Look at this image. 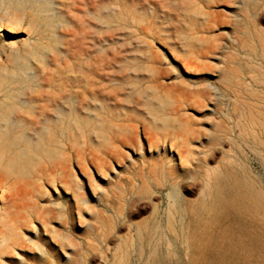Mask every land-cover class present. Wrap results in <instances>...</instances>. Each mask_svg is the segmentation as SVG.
<instances>
[{
  "label": "rangeland",
  "instance_id": "1",
  "mask_svg": "<svg viewBox=\"0 0 264 264\" xmlns=\"http://www.w3.org/2000/svg\"><path fill=\"white\" fill-rule=\"evenodd\" d=\"M17 1H20V0H0V64L1 63L10 64V61L11 60L15 61V57H17L20 59L18 61L19 64H16V66L18 67V72H19V73L17 72V74L20 75L19 77L21 78V80L25 79L26 76L28 77H26L25 79L26 81L23 80V82L26 83L27 85L26 84L24 85V83H23V86L21 84L15 85L13 83L10 87L5 88L6 91L9 93L11 91L12 93L15 90L21 93L19 94L20 101L22 103L25 101L28 102L30 98H32V96L35 95V92L38 89L37 86L34 85V82L30 81L31 80L30 77H32L33 75L32 73H36V75L38 73V76H41V77L44 76L49 71V66H52L55 60L54 64H56L59 70L61 69L60 72L63 69L62 73H58L57 77L61 80V78L64 76L62 78V81L64 80L65 82H67V84L65 82H64L65 85L63 84L64 89L66 90L64 92L65 98L63 99L65 101L69 100V101H66L67 106L65 105V101L61 102V100L60 102H58V104L61 107L63 106L62 108L65 111L67 110L68 112L70 111L79 112L78 111L79 109L77 107L81 108L80 109L81 115H82L83 110H84L83 112L87 111V114H85L86 112L83 113L82 117L84 116V117L93 119L95 125L93 124V126H91L93 128H91L90 126H87L86 123L85 124L83 123L85 122V120L84 121L82 120L83 124L81 123V126H80V135H81L80 138L81 139L79 138L81 141L78 139L77 144H75L74 138L71 139V135L73 137V133H71L72 130L68 128L63 134H61L58 137L57 144L59 145L62 157H65L67 168L69 169V172L72 174L71 181L73 182L69 181L68 183H65V180H62L60 175L59 176L51 175V177L50 176L48 177L44 174H40V172H38L35 169L32 171L33 172L32 173L33 184H34L33 186L35 187L34 189L35 191L31 189L32 191L29 193V195H26L25 197H18L16 200V201L19 200L18 203L20 204V206L18 207V210H20L21 208L24 210L26 207L24 211L23 210H20L22 212L18 211L17 214L19 213L20 214L18 216L16 214V217H15L14 215V213H16L15 208L12 209L11 212H9L4 209V203L3 202L0 203V207H1L0 218L2 217L1 218L2 220L0 219L2 223L0 224H4V225H0V235H1L0 243H2L4 240L7 243V245L5 242L3 246L0 245V264H18V263L19 264H60V262L61 264H73V263L75 264H107V263L108 264H125L126 261H128L126 264H129V263L130 264H151L150 263L151 255L155 253L157 254V260L155 264H186V263L193 264L192 263L193 258H195L196 256L198 257V255H196V252L191 249L192 245L190 246V249H189L186 243L181 244L179 242H175L173 237L171 236L170 231H168L166 227V220L164 218L165 212L167 211L166 205L168 202V197L166 196H168L167 193L169 194L171 192L170 188L172 187H174L177 190L179 199L181 196H183L181 197L180 200L183 201L184 206L187 209L190 208L188 210L191 214L192 223L194 226L193 227L194 232L200 234V237H203L206 243L209 244V250H208L209 253L207 252L208 254L206 255V257L205 256L202 258L198 257V259L194 261L196 264H215L216 261H217L216 264H223V263L227 264V262L228 264L230 262L236 263V264L237 262L243 263V264H254V262L255 264H264L263 263L264 262V259H263L264 258V249H263L264 248V245H263L264 244V241H263L264 233L263 234L261 233V232H264V137H263L264 136V128H263L264 127V58L262 57L264 56V54L262 53L264 52V46H263L264 24H262L264 23V4H263L264 0H262V2L261 0H231V1L230 0H209V1L208 0H141L140 4H139L140 0H135L136 1L135 5H134V0H130L131 2L133 1L132 3L129 2V5L131 4L130 5L131 8L130 7L125 8L122 5L121 0H112V1L105 0V2H101L100 6H98L101 8L97 7L98 12L96 10L95 13L92 12L91 15L88 16L87 25L82 26L83 28H85V32L81 34V37L86 38L87 47L82 52L79 51V53L76 54L77 56L75 55V60L69 57V55L73 52V50L69 48L70 46L69 43H71L73 40V37L70 36L71 33L73 31H76L77 30L76 26L77 24L79 25L78 12L76 13V10H75L78 5L79 0H75V1L74 0H49L50 4L53 5L52 7L56 9L52 11L51 7L47 5L46 8L44 9V12L42 13L43 15L38 17L39 23L33 25L32 28H30L29 17L32 14V12L34 13V11H32V8L38 7L39 5L38 1L37 0H26L27 2L26 3L24 2L25 0H21L18 7H14L13 5V7L7 13L6 11H7L9 4L12 2H17ZM45 1L47 2L48 0H45ZM203 1H207V2H203ZM183 2L188 6L187 8ZM225 3L227 4L225 5ZM47 8L49 9V11ZM142 8L144 10H142ZM180 8H184V9H180ZM188 8H190V11ZM241 8L243 9V11ZM131 9L136 10V11L134 12ZM137 9L141 10L139 11L140 14L138 13ZM100 10H102L103 13ZM106 10L107 12H104ZM190 12L192 13V15H187ZM36 14H37V11H36ZM97 14L99 15V18H98L99 20L96 17L98 16ZM194 14H197V15L195 16ZM219 14L224 15V20H223V17H221V15ZM2 17L4 19H2ZM40 17L42 18L43 21H40ZM194 17H197V18H194ZM198 17L200 19H198ZM112 18L114 19L112 20ZM187 19L188 21L187 23H185ZM214 19L215 21L213 22ZM219 19H220L221 25H219L218 23ZM227 19L229 20V22L227 21ZM73 20L75 21L72 22ZM195 20L200 21V22L198 21L199 25L197 24ZM244 21L249 26L244 24ZM101 22L103 25H101ZM105 22H107V24ZM205 22L207 23L209 22V24L207 25L205 24ZM235 22H237V24L240 23V26L239 24L238 25L235 24ZM96 23L98 24V26ZM257 23L259 24L258 26H257ZM93 26H94V29H93ZM179 26H181L182 32ZM189 26H190V28H188L189 30H186L187 29L186 27H189ZM236 27H237V30L239 29L238 31L236 30ZM204 28H208V29H204ZM92 30L93 32H95L94 30H96V33L97 32L99 33L95 35L93 34ZM127 31L128 32L130 31L131 33H128ZM126 32L128 36L126 35ZM66 33L68 34L66 35ZM241 33L242 34L244 33V34L242 35ZM248 33H250L251 35ZM43 34H45L46 36H44ZM179 35L180 37L181 36L183 37L185 35L186 38H183V39L181 38L180 40ZM107 36H108V39L106 38ZM46 37L49 38L48 41ZM79 37L80 36H78V38ZM41 38L43 41H41ZM176 39H178L177 42H175ZM185 39L186 40L189 39L187 41V43L189 42V45L187 44V46L189 47H186ZM190 39L192 40L194 44L196 43L195 42L196 40H199V42L201 43L197 44L198 43L197 42L196 45L193 46L192 45L193 43H191ZM170 40L171 42L169 43ZM172 40L175 44L172 42ZM181 41L185 43L183 42L181 43ZM27 42H30L31 44L40 42L41 44L40 43L37 44L36 46L37 50L35 49L32 50L31 47L24 45V43H27ZM178 42L182 44L181 46L183 47L185 46V48H187L189 52L185 50V48L181 47ZM172 44L173 46L171 47ZM201 44L202 46L200 47L199 45ZM203 45H204V49H203ZM229 45L231 48H229ZM216 46H218L219 48ZM177 47H179V50ZM196 47L197 48L199 47V48L197 49ZM256 47L258 48V50L256 49ZM29 48L31 51L29 50ZM205 49H207L208 52ZM26 50H29V51H26ZM201 50H203V53ZM204 52H207V53H204ZM14 53L16 54V56ZM199 53H201L202 55ZM204 56H207V58H205ZM226 57L228 58L226 59ZM66 58H68L69 60L70 66L68 65V67L65 66L63 62L65 61ZM100 58H104L105 59L104 62H107V64H109L110 67L103 66L100 68L103 70V71L100 70L101 76H103V78L101 77L99 78V82L97 84L98 92L96 93L98 97L94 96L95 97L94 98L92 97V94L90 92H87V89H89L87 80H90L92 78L91 74H92V69L94 68V61L100 60ZM204 58L207 60H205ZM57 59L60 61H57ZM112 59H115L116 61L117 60L118 61L116 62L115 60H113V63H112ZM185 62L188 63L191 67ZM195 64H197V66ZM12 66L13 67L9 65L10 68L14 69L15 64L14 65L12 64ZM84 66L85 68L87 67L86 72H85V68H83ZM253 68H255V70ZM186 69H187V72H186ZM214 69H217L219 72ZM203 70L204 72L205 70H207V72L203 73ZM220 70L222 72H220ZM28 73L31 75H29ZM238 73L240 75H238ZM74 74H75V79H74ZM79 74L80 76H76ZM82 75H84L85 79L82 78L83 77ZM163 75L164 76L166 75V77H163ZM232 75L234 77H232ZM81 78L83 79L84 83H82ZM28 80H29V83L31 82L30 84L27 83ZM71 80L72 82H70ZM239 80H242L243 82ZM254 80L258 82L260 81V83H257ZM76 83H78V85ZM81 86L84 88H82ZM108 86H110V88ZM170 86H172V88ZM168 87H170V89ZM176 87L178 89L177 92H176ZM230 87L233 88L234 90L231 89ZM150 89L152 92L150 91ZM100 90L101 91L103 90V91L101 92ZM142 91L146 93L147 95L150 94L151 96L150 95L149 97L147 96L148 98L147 99L145 97L146 94L145 95L144 93L143 95L141 94ZM168 91L170 92L172 91L173 93L172 92L170 93ZM179 91H182V92H179ZM75 92L77 93L75 94ZM81 92L83 94L87 93L86 99H85L86 101H89L93 98L91 102L83 101L82 99L84 95ZM164 92H167L165 93L166 95L164 97L165 100L162 98V96H164ZM196 92L198 94L195 96L194 93ZM189 93L190 94L192 93V95H190ZM217 93H219L220 95ZM80 94H82V96ZM193 94L195 98L192 97ZM66 95H69L68 98L70 99L66 98L67 97ZM154 97L156 98V100L158 98L159 102L156 101ZM196 97L197 98L200 97V98L197 99ZM24 98L26 100H23ZM149 98H151V100ZM182 98L184 99V102ZM187 99H190V100L192 99L191 102L195 104L190 103V100H187ZM233 99L235 101L234 103L232 102ZM0 100L4 101V104L8 107L7 110H10L8 111V113H10V115L12 114L11 117H15L14 115L15 113H20L23 111V109H25L24 105L21 102L20 104L18 101L8 102L4 98L3 94L0 95ZM147 100H150V101H147ZM79 101L81 103H79ZM146 101L148 104L146 103ZM156 102H158V104ZM187 102H189V104ZM72 103H76V104H72ZM159 103H161V105L162 103H164L163 106L165 107L163 106L160 107L161 105ZM89 104H91V106ZM186 104L188 105L186 106ZM239 104L241 105V107ZM246 104L249 106V108L248 106H246ZM73 105L76 108H74ZM142 105L143 107H141ZM157 105H159L158 107L160 108H158ZM238 105L240 108H238ZM64 106H66L69 110L65 108ZM145 106L147 110L144 109ZM202 106L203 108H201ZM235 106H237L238 109ZM88 107H90L91 110ZM147 107H149L150 109ZM187 107L190 109H188ZM86 108L87 110H85ZM111 108L112 110H110ZM155 108L156 110H154ZM197 108L199 111L197 110ZM148 109L150 111H148ZM160 109L162 110V112H160L161 111ZM247 109H249L250 111ZM153 110L157 112L158 114L153 112ZM151 111L153 112V114L156 115L157 119L159 118L158 120L154 119L155 115L153 116ZM236 111H238L237 114H236ZM250 112H251V115H250ZM182 113H183L184 118L180 116ZM232 113L237 115L238 117H236ZM248 114L250 115V117ZM86 115H88L89 117ZM243 115L244 116L247 115V116L244 117ZM91 116H93L94 118H92ZM99 116L102 118H100ZM252 116L254 118H252ZM95 117H98L99 119ZM94 119L101 120L104 123L106 122L107 124L106 123L105 124L107 126L109 125L103 134L104 136L107 137V138L105 137V139L103 140V143L106 144V149L98 146L99 144L102 145L101 142H99L102 139L99 136L100 130L96 126L97 120L95 121ZM161 119H162L163 124H160ZM65 120H66V124L68 127L69 124L71 123V122L69 123L70 119L67 118ZM186 120L190 122H186ZM157 121L158 123H155ZM165 121H166V124H164ZM185 122L191 125L189 126ZM176 123L177 125H175ZM196 123L197 124L200 123L201 125L200 124L197 125ZM173 125H175V127L177 126V128H174ZM112 126H114V128H112ZM152 126H155V128H153ZM189 128L193 129L192 130L193 133ZM255 128L256 129L258 128L257 131L255 130ZM251 131H252V134H251ZM94 133H98V135L95 134L96 136H92L94 135ZM161 134L163 135L161 136ZM182 134H183V137H182ZM133 138H136V139L133 140ZM159 138L160 140H158ZM243 138L246 141H244ZM194 139L197 142H195ZM70 140H73V141H70ZM154 140L157 143H155ZM187 141L189 142V145ZM236 141L238 145H236ZM251 141L253 142L256 141L255 147L253 146L254 143L253 142L251 143ZM95 142L98 144H95ZM126 142L127 144H125ZM148 144H149V147H148ZM182 145H184L183 146L184 149H182L183 148ZM91 148L94 153H91V150H90ZM192 149L193 150L195 149V150L192 151ZM77 151L78 153L80 152L78 156H76ZM239 151L242 152L243 155H241ZM114 152L117 155H115ZM258 152L260 156L257 155ZM150 153L152 154L153 157H151ZM92 154L93 156L94 155L98 157L102 156L106 158V162L104 164L100 162L99 163L94 162L93 158L91 157ZM180 154L184 155V157L183 156L181 157L182 160L180 158ZM208 155L210 157H208ZM245 156H246V159H245ZM165 158H166V161H165ZM77 159L78 161H76ZM79 159L80 160L82 159V161H80ZM79 163L80 165L81 164L82 165L80 166ZM174 164L175 166H173ZM234 165L235 166L237 165V166L235 167ZM186 167L187 168L189 167V168L187 169ZM166 168L167 169L169 168V169L167 170ZM177 168L180 173L177 171ZM198 169L200 171H198ZM242 169L244 170V173ZM207 170L208 172H212V173L215 172L217 175L221 176L222 178L223 176H225L223 179L227 181L229 180L228 182L230 183H232L231 180L235 184L237 183L236 185H237L238 191L235 197L232 198L231 205L228 209V211L230 210V213L229 212L227 213L228 219L227 218L222 219L221 217L217 218L216 221L214 223L209 224L207 226V230H205L203 225L209 219H215L214 213L211 210L212 209L211 185L208 182V179L206 178L207 175H203L204 174L203 172H206ZM115 173H118V174H115ZM143 174L145 175L144 177H142ZM149 174L152 176H150ZM243 174L245 175L243 176ZM253 174L255 176H253ZM169 176L172 178H170ZM167 178L169 180H167ZM178 178L179 179L181 178V179L179 180ZM188 178L190 179V182ZM196 179L198 180L196 181ZM49 180H51L52 183ZM183 180L184 181L186 180V181L184 182ZM127 181H129L130 183H128ZM143 181L147 183V190L143 191V193L141 190L140 194H143V196L139 194V196H142L141 198H139L137 197L138 196L137 194L139 192L138 191L139 188L137 186L141 184ZM179 182L182 184H180ZM250 182L252 185L249 184ZM63 183H65L66 186ZM256 183H258L257 184L258 186L256 185ZM61 184H63L65 187L63 185L61 186ZM124 184L126 185V187ZM134 185L136 187H134ZM156 185L157 187H159L160 190L157 189ZM129 186L130 187L132 186L131 187L132 190L131 188H129ZM160 186H162V188H160ZM38 190H41V192ZM126 191L127 193H125ZM130 191H131V194H130ZM158 192L159 193L161 192V193L159 194ZM38 194L41 196H39ZM96 195L98 196V198ZM133 196L135 197V199ZM81 197H83V199ZM110 198L114 201H112ZM120 198L122 199V201H120L121 200ZM104 199H107V200H104ZM249 199L253 201L254 203L249 204ZM115 201H117L116 202L117 205L115 204ZM100 202H102V204ZM112 202L114 204H112ZM125 202L127 203V205H125L126 204ZM162 203L165 205H163ZM109 204L111 205L110 206L111 208L114 206L112 209L115 210L116 212L112 210V213H109L111 212L110 211L111 208L109 207ZM132 204H136L134 205L135 207ZM29 205H30V211H28ZM155 205H158L157 211H155ZM198 207L200 210L198 209ZM49 208L51 211L49 210ZM35 209L37 210L39 209V211L37 210L35 211ZM45 209H47L48 212L47 210L44 211ZM103 209H105V211H103ZM102 211L105 214L108 213L106 215H112L116 219L115 220L116 223L114 221V224H117V225H114L113 223L108 222L107 220H104L102 216L100 215ZM36 212L38 215H35ZM46 212L49 214L47 215ZM2 213L4 216H2ZM32 213L35 216H33ZM121 213L124 214L122 215L123 218L121 217ZM194 213L196 214L194 215ZM233 214L236 216L238 215H241V216L234 217ZM71 215H72V218H71ZM90 215L91 216L93 215L92 216L93 218ZM55 217H56V220H55ZM5 218L7 222L11 224L9 226L7 222H5L8 226L9 232H12L11 231L12 225H14L15 227V229H13V231H15V233H13L14 235H11V233L8 234L9 232L6 231L7 229L4 228V226L7 227L5 223H3L5 221ZM73 218H75V220ZM8 219L13 220V221H10ZM21 220L23 223L20 222ZM73 221H75V223ZM78 221H80L79 224H78ZM128 221H131V222H128ZM123 222L125 223V225ZM244 223L245 224L247 223V225H245ZM233 224H235V226ZM256 224L258 226H256ZM249 226H252V227H249ZM95 227H97V230H95L96 229ZM234 227L236 229H234ZM242 227H245V228H242ZM237 228H238V232H237ZM249 230H250V233H248ZM119 232L120 233L122 232V233L120 234ZM137 232H142L144 237H146V240L141 241L137 247H134V246L132 247V245L130 244L131 242L130 240H132L133 235H136ZM35 233H37V236ZM60 233L61 235L59 236L58 234ZM62 233L65 236L63 238H61L63 236ZM93 233L95 234L97 233V234L95 235ZM51 235H55V236L53 237ZM254 235L257 238H255ZM7 236L8 237L14 236V238H10L9 240L4 239V238H7ZM71 236L73 238L70 239ZM251 236L252 237L254 236V237L252 238ZM18 238L21 240L20 241L21 243H19ZM31 238L32 239L34 238L32 242H31ZM96 238L99 242L101 239V242L99 243L96 240ZM122 238L128 241L129 247L128 249H125L124 255L120 254L121 256L118 257L117 254L115 253L117 251V248L120 245L119 242ZM249 238H250V241H249ZM259 238L261 241H259ZM257 239L258 241H254ZM61 240L64 242V243L62 242L63 244H61L60 242ZM73 240L76 242H74ZM234 241H235V246H232V242ZM112 242L116 244L114 245ZM259 242L263 244H260ZM256 243L258 245H256ZM16 247L18 249H16ZM52 247L53 249H51ZM7 248H9V251ZM89 248L91 249V252ZM73 252H74V255L71 254ZM217 252L219 253L221 252V254L217 255L218 254ZM215 253L217 256L215 255ZM76 254L77 256H75ZM238 255H239V258H238ZM214 256L217 258H215ZM21 257H23V259ZM44 258H46V260ZM53 258L54 259L56 258L55 259L56 261L53 260ZM209 259L211 260L209 261ZM247 259H248V262H247Z\"/></svg>",
  "mask_w": 264,
  "mask_h": 264
},
{
  "label": "bare ground",
  "instance_id": "2",
  "mask_svg": "<svg viewBox=\"0 0 264 264\" xmlns=\"http://www.w3.org/2000/svg\"><path fill=\"white\" fill-rule=\"evenodd\" d=\"M38 1V3H39V5H38V7H31L32 8V11H34V13L32 12V14L30 15V17H29V19H30V28H32V26L33 25H35V24H37V23H39L38 21H39V19H38V17L39 16H41V15H43L42 13L44 12V9L46 8V6L47 5H49V7H51V9H52V11H54L55 9L52 7L53 5H51L50 4V2H49V0L46 2L45 0H37ZM36 1V2H37ZM75 1V0H74ZM112 1V0H111ZM209 1V0H208ZM231 1V0H230ZM20 2H21V0L20 1H17V2H12V3H10L9 4V6H8V8H7V13H8V11L13 7V5H14V7H18L19 6V4H20ZM24 2H26V0L24 1ZM53 2V1H52ZM101 2H105V0H79L78 1V5H77V7H76V13L78 12V16H79V25L77 24V26H76V31H73L72 33H71V31H70V33H71V35L70 36H72L73 37V40H72V42L71 43H69V48L70 49H72L73 50V52L69 55V57H71V59H73V60H75V55L76 54H78L79 53V51H83L86 47H87V42H86V38H84V37H81V34H83L84 32H85V28H83L82 26H85V25H87V21H88V16L89 15H91V13L92 12H94L95 13V11L98 9V8H101V7H98V6H100V3ZM121 2H122V5L125 7V8H129L130 7V5H129V2L130 3H132L130 0H121ZM135 0H134V5H135ZM203 2H207V1H203ZM261 2H262V0H261ZM27 3V2H26ZM47 3V4H46ZM117 3V2H116ZM138 3V2H137ZM141 3V0H140V2H139V4ZM184 3V2H183ZM210 3V2H209ZM237 3V2H236ZM235 3V4H236ZM22 4V3H21ZM185 4V3H184ZM205 4H207V3H205ZM227 3H225V5H226ZM264 4V3H263ZM262 4V5H263ZM23 5V4H22ZM27 5V4H26ZM51 5V6H50ZM108 5V4H107ZM110 5V4H109ZM133 5V6H134ZM179 5V4H178ZM181 5V4H180ZM186 5V4H185ZM103 6V5H102ZM132 6V7H133ZM183 6V5H182ZM22 7V6H21ZM20 7V8H21ZM98 7V8H97ZM139 7V6H138ZM184 7V6H183ZM188 6L186 5V8H187ZM3 8V7H2ZM23 8H24V6H23ZM131 8V7H130ZM140 8H141V6H140ZM240 8V7H239ZM48 9V8H47ZM180 9H184V8H180ZM189 9V11H190V8H188ZM187 9V10H188ZM210 9V8H209ZM242 9V8H241ZM18 10H20V9H18ZM31 10V9H30ZM104 10V9H103ZM131 10H133V9H131ZM138 10V9H137ZM142 10H144L143 8H142ZM36 11H37V14H36ZM48 11H49V9H48ZM100 11H102V10H100ZM134 12L136 11V10H133ZM139 11H141V10H138V13H139ZM242 11H243V9H242ZM251 11H252V9H251ZM46 12V11H45ZM97 12H98V10H97ZM96 12V13H97ZM104 12H107V10L106 11H104ZM109 12H110V10H109ZM183 12H184V10H183ZM192 12V11H191ZM189 13V14H187V15H192V13ZM101 13V12H100ZM102 13H103V11H102ZM111 13H112V11H111ZM110 13V14H111ZM254 13V12H253ZM29 14V13H28ZM107 14V13H106ZM140 14V13H139ZM223 14V13H222ZM222 14H219V15H221V17H223V20H224V15H222ZM236 14V13H235ZM256 14V13H255ZM94 15V14H93ZM98 15V14H97ZM104 15V14H103ZM109 15V14H108ZM112 15V14H111ZM181 15V14H180ZM195 16L197 15V14H194ZM45 16V15H44ZM110 16V15H109ZM109 16H107V17H109ZM114 16V15H113ZM112 16V17H113ZM120 16V15H119ZM118 16V17H119ZM142 16V15H141ZM140 16V17H141ZM256 16V15H255ZM92 17V16H91ZM90 17V18H91ZM95 17V16H94ZM97 17V19L99 18V15L98 16H96ZM203 17V16H202ZM209 17V16H208ZM234 17V16H233ZM245 17V16H244ZM251 17V16H250ZM17 18H18V16H17ZM111 18V17H110ZM121 18V17H120ZM187 18H188V16H187ZM194 18H197V17H194ZM194 18H193V20H194ZM235 18V17H234ZM255 18V17H254ZM2 19H4L3 17H2ZM49 19V18H48ZM106 19V18H105ZM108 19V18H107ZM114 18H112V20H113ZM190 19V18H189ZM198 19H200L199 17H198ZM205 19V18H204ZM209 19V18H208ZM246 19V18H245ZM244 19V20H245ZM95 20V19H94ZM93 20V21H94ZM99 20V19H98ZM116 20V19H115ZM191 20V19H190ZM226 20V19H225ZM237 20H238V18H237ZM260 20V19H259ZM40 21H43L42 20V18L40 17ZM51 21V20H50ZM75 20H73L72 22H74ZM187 21H188V19L185 21V23H187ZM196 21V20H195ZM195 21H193V22H195ZM199 21V20H198ZM198 21H196L197 22V24H198ZM215 21V19L213 20V22ZM218 21V20H217ZM227 21L229 22V20L227 19ZM234 21H236V20H234ZM248 21V20H247ZM253 21H254V19H253ZM256 21V20H255ZM107 22H108V20H107ZM107 22H105L106 24H107ZM116 22V21H115ZM200 22V21H199ZM212 22V21H211ZM223 22H225V21H223ZM222 22V23H223ZM252 22V21H251ZM260 22V21H259ZM42 23V22H41ZM51 23V22H50ZM70 23V22H69ZM76 23V22H75ZM219 25H221L220 24V19H219ZM18 24V23H17ZM71 24V23H70ZM70 24H69V26H70ZM95 24V23H94ZM93 24V25H94ZM97 24V23H96ZM190 24V23H189ZM193 24V23H192ZM205 24H209V22L207 23V22H205ZM235 24H237V22H235ZM239 24V26H240V23H238ZM237 24V25H238ZM242 24V23H241ZM244 24H246V25H248L247 23H245V21H244ZM262 24H264V23H262ZM44 25V24H43ZM76 25V24H75ZM101 25H103L102 24V22H101ZM109 25V24H108ZM184 25V24H183ZM186 25V24H185ZM195 25V24H194ZM199 25V24H198ZM197 25V26H198ZM223 25V24H222ZM259 24L257 23V26H258ZM74 26V25H73ZM72 26V27H73ZM97 26H98V24H97ZM104 26H106V25H104ZM111 26V25H110ZM236 26V25H235ZM249 26V25H248ZM248 26H246V27H248ZM87 27V26H86ZM95 27H96V25H95ZM107 27H109V26H107ZM180 27V29H181V26H179ZM75 28V27H74ZM73 28V29H74ZM187 29L186 30H189L188 28H190V26L189 27H186ZM240 28V27H239ZM250 28V27H249ZM252 28H254V27H252ZM50 29V28H49ZM92 29V28H91ZM93 29H94V26H93ZM96 29H97V27H96ZM180 29H178V30H180ZM204 29H208V28H204ZM259 29V28H258ZM48 30V29H47ZM99 30V29H98ZM212 30V29H211ZM236 30H237V27H236ZM239 30V29H238ZM237 30V31H238ZM242 30V29H241ZM248 30V29H247ZM95 32H93V30H92V32H93V34H95V35H97V33H99V32H97L96 33V30H94ZM100 31V30H99ZM146 31V30H145ZM184 31H185V29H184ZM213 31V30H212ZM249 31V30H248ZM251 31V30H250ZM47 32V31H46ZM128 32V31H127ZM127 32H126V35L128 36V34H127ZM180 32V31H179ZM181 32H182V29H181ZM205 32H207V31H205ZM252 32V31H251ZM48 33H50V32H48ZM122 33V32H121ZM124 33V32H123ZM128 33H131L130 31L128 32ZM148 33V32H147ZM178 33V32H177ZM186 33V32H185ZM211 33V32H210ZM238 33V32H237ZM68 33H66V35H67ZM88 34V33H87ZM104 34V33H103ZM181 34V33H180ZM182 34H184V33H182ZM239 34H240V32H239ZM242 34V33H241ZM244 34V33H243ZM242 34V35H243ZM248 34H250V33H248ZM44 36H46L45 34H43ZM42 35V36H43ZM50 35V34H49ZM94 35V36H95ZM130 35V34H129ZM251 35V34H250ZM41 36V37H42ZM78 36H80L79 38H78ZM124 36V35H123ZM194 36V35H193ZM47 37H48V35H47ZM46 37V38H47ZM179 37H180V35H179ZM43 38V37H42ZM42 38H41V41H43L42 40ZM91 38H93V37H91ZM107 39H108V36L106 37ZM114 38V37H113ZM181 38L183 39V38H186L185 37V35L182 37H180V40H181ZM44 39V38H43ZM50 39H52V38H50ZM110 39V38H109ZM211 39V38H210ZM209 39V40H210ZM40 40V39H39ZM49 40V38H47V41ZM94 40V39H93ZM92 40V41H93ZM189 40V39H188ZM188 40H186L185 39V42H183V41H181V43L183 42V43H185L186 44V47H189V46H187V44L189 45V42L187 43V41ZM191 40V39H190ZM178 41V39H176L175 40V42H177ZM213 41V40H212ZM248 41V40H247ZM45 42V41H44ZM91 42V41H90ZM171 42V40L169 41V43ZM172 42H173V40H172ZM197 44H200L201 42H199V40H196L195 41ZM240 42V41H239ZM38 43H40V42H37V43H35V44H31L30 42H27V43H24V45L25 46H28V47H31L32 48V50L33 49H35V50H37L36 49V46H37V44ZM46 43V42H45ZM174 43V42H173ZM179 44H180V42H178ZM191 43H193L192 42V40H191ZM196 43L194 44H192L193 46H195L196 45ZM238 43V42H237ZM41 44V43H40ZM90 44V43H89ZM168 44V43H167ZM175 44V43H174ZM182 44H180V46H181ZM191 45V44H190ZM233 45H235V44H233ZM232 45V46H233ZM173 46V44L171 45V47ZM200 47L202 46V44L201 45H199ZM209 46V45H208ZM226 46V45H225ZM252 46V45H251ZM263 46H264V43H263ZM40 47V46H39ZM96 47V46H95ZM137 47V46H136ZM181 47H183V46H181ZM180 47V48H181ZM216 47H218V46H216ZM228 47V46H227ZM238 47V46H237ZM178 48V50H179V47H177ZM176 48V49H177ZM183 48H185V46L183 47ZM197 48V47H196ZM199 48V47H198ZM197 48V49H198ZM209 48V47H208ZM219 48V47H218ZM229 48H231L230 47V45H229ZM233 48V47H232ZM244 48V47H243ZM254 48V47H253ZM203 49H204V45H203ZM210 49H212V48H210ZM209 49V50H210ZM225 49V48H224ZM256 49L258 50V48L256 47ZM29 50H30V48H29ZM29 50H26V51H29ZM42 50V49H41ZM135 50H136V48H135ZM138 50V49H137ZM183 50V49H182ZM185 50H187V48H185ZM205 50H207V49H205ZM213 50H215V49H213ZM219 50V49H218ZM31 51V50H30ZM188 51V50H187ZM202 51V53H203V50H201ZM233 51V50H232ZM262 51V50H261ZM16 52V51H15ZM42 52V51H41ZM177 52V51H176ZM181 52V51H180ZM186 52V51H185ZM189 52V51H188ZM207 52H208V50H207ZM207 52H204V53H207ZM245 52V51H244ZM27 53V52H26ZM39 53V52H38ZM179 53V52H178ZM187 53V52H186ZM210 53V52H209ZM248 53V52H247ZM263 54H264V52H262ZM8 54V53H7ZM15 54V53H14ZM182 54H183V52H182ZM199 54H201V53H199ZM198 54V55H199ZM216 54V53H215ZM226 54V53H225ZM224 54V55H225ZM258 54V53H257ZM261 54V53H260ZM259 54V55H260ZM202 55V54H201ZM203 55H205V54H203ZM217 55V54H216ZM15 56H16V54H15ZM77 56V55H76ZM156 56V55H155ZM200 56V55H199ZM221 56V55H220ZM8 57V56H7ZM68 57V58H69ZM205 58H207V56H204ZM263 58H264V56H262ZM68 58H66L65 59V61H63L64 62V64H65V66H67L68 67V65H69V60H68ZM199 58H201V57H199ZM204 58V59H205ZM228 57H226V59H227ZM116 59V58H115ZM115 59H112V63H113V60H115ZM156 59H157V57H156ZM194 59V58H193ZM195 59H197V58H195ZM220 59V58H219ZM221 59H222V57H221ZM20 59L19 58H17V57H15V61L14 60H11L10 61V64H0V95L1 94H3L4 95V98L8 101V102H12V101H15V102H19V104H20V99H19V94H21V93H19V92H17V91H13L12 93H11V91H10V93L9 92H7L6 91V89L5 88H7V87H10L13 83L15 84V85H19V84H21L22 86H23V80L24 81H26L25 79H26V77H28V76H26L25 77V79H23V80H21V78L19 77L20 75L19 74H17V72H18V67L16 66V64H19L18 63V61H19ZM93 60V59H92ZM205 60H207V59H205ZM229 60V59H228ZM227 60V61H228ZM57 61H60V60H58L57 59ZM105 61V59L104 58H100V60H95L94 61V68L92 69V78L90 79V80H87L88 81V86H89V89H87V92H90L91 94H92V97H94V96H97V92H98V82H99V78L101 77V78H103V76H101V73H100V70H102V69H100L101 67H103V66H106V67H110L109 66V64H107V62H104ZM116 61V60H115ZM118 61V60H117ZM116 61V62H117ZM234 61V60H233ZM79 62V61H78ZM189 62V61H188ZM194 62V61H193ZM202 62V61H201ZM232 62V61H231ZM54 63H55V60H54ZM52 64V66H49V71L44 75V76H38V73H37V75H36V73H32L33 75H32V77H30V81H32V82H34V85L35 86H37V90H36V92H35V95H33L32 96V98H30V100L27 102V101H25V102H21L23 105H24V107H25V109H23V111L22 112H20V113H15L14 115H15V117H11V115H10V113H8V111H10V110H7L8 109V107L4 104V101H2V100H0V203L1 202H3L4 203V209L6 210V211H9V212H11V210L12 209H14L15 208V212L16 213H14V215H15V217H16V214H17V212L18 211H20V210H23L22 208L20 209V210H18V207L20 206V204L18 203V201H16L17 200V198L18 197H25L26 195H29V193L32 191L31 189H35V187L33 186L34 184H33V175H32V171L33 170H37L38 172H40V174H44V175H46V176H50L51 177V175H60V177H61V179L62 180H65V183H68L69 181H71V178H72V174L69 172V169L67 168V163L65 162V157H62V154H61V152H60V148H59V145L57 144V142H58V137L61 135V134H63L66 130H67V128L68 129H70V130H72V132L71 133H73V137H72V135H71V139L72 138H74V140H75V144H77L78 142V139L80 138V126H81V123H82V120L84 121L85 120V122H83L84 124L86 123L87 124V126H93V124L95 125V123H94V121H93V119H91V118H87V117H82V115H83V113H85V114H87V111H85V112H83L82 111V115L80 114V109L81 108H79V107H77L79 110V112H73V111H70V112H68L67 110L65 111L59 104H58V102H60V100H61V102H63V101H65L63 98H65V96H64V92L66 91L65 89H64V80L62 81V78L64 77H62L61 78V80L57 77V75H58V73H62V71H63V69H62V71L60 72V70H59V68H57V66H56V64ZM70 63H71V61H70ZM89 63V62H88ZM115 63V62H114ZM186 63V62H185ZM197 63H199V62H197ZM204 63V62H203ZM12 64L14 65L15 64V71H14V69L13 68H10L9 67V65L11 66V67H13L12 66ZM75 64V63H74ZM93 64V63H92ZM186 64H188V63H186ZM86 65H88V64H86ZM113 65V64H112ZM183 65V64H182ZM189 65V64H188ZM196 66H197V64H195ZM199 65V64H198ZM204 65V64H203ZM70 66V65H69ZM190 66V65H189ZM194 66V65H193ZM195 66V67H196ZM213 66V65H212ZM80 67V66H79ZM186 67V66H185ZM191 67V66H190ZM214 67V66H213ZM83 68H85V66L83 67ZM199 68H201V67H199ZM203 68V67H202ZM208 68V67H207ZM86 69H87V67L85 68V72H86ZM107 69V68H106ZM238 69V68H237ZM240 69V68H239ZM254 70H255V68H253ZM76 70V69H75ZM199 70V69H198ZM214 70H217V69H214ZM213 70V71H214ZM78 71V70H77ZM103 71V70H102ZM212 71V72H213ZM218 71V70H217ZM229 71V70H228ZM240 71V70H239ZM88 72V71H87ZM165 72H166V70H165ZM186 72H187V69H186ZM190 72V71H189ZM193 72V71H192ZM205 72H207V70H205ZM204 72V70H203V73H205ZM210 72V71H209ZM219 72V71H218ZM220 72H222L221 70H220ZM223 72H224V70H223ZM227 72V71H226ZM238 72V71H237ZM19 73V72H18ZM72 73V72H71ZM194 73H195V71H194ZM197 73V72H196ZM201 73V72H200ZM259 73V72H258ZM29 74V73H28ZM35 74V75H34ZM41 74V73H40ZM85 74V73H84ZM232 74V73H231ZM235 74V73H234ZM233 74V75H234ZM260 74V73H259ZM29 75H31V74H29ZM195 75V74H194ZM226 75V74H225ZM228 75V74H227ZM232 75V77H234ZM238 75H240L239 73H238ZM263 75V74H262ZM73 76V75H72ZM76 76H80V74L79 75H76ZM83 77L82 78H84V75H82ZM89 76V75H88ZM220 76V75H219ZM222 76V75H221ZM230 76V75H229ZM242 76V75H241ZM22 77V76H21ZM23 77H24V75H23ZM22 77V78H23ZM68 77V76H67ZM69 77H71V76H69ZM163 77H166V75L164 76L163 75ZM226 77V76H225ZM261 77V76H260ZM79 78V77H78ZM81 78V80H82V83H84V81H83V79ZM88 78V77H87ZM90 78V77H89ZM203 78V77H202ZM229 78V77H228ZM68 79V78H67ZM71 79V78H70ZM74 79H75V74H74ZM85 79V78H84ZM163 79H165V78H163ZM240 79H242V78H240ZM263 79V78H262ZM66 80V79H65ZM80 81V80H79ZM232 81H233V79H232ZM239 81H242V80H239ZM255 82H257V83H260V81L258 82V81H256V80H254ZM70 82H72V80L70 81ZM243 82V81H242ZM254 82V83H255ZM28 84H30L29 83V80H28V82H27ZM66 84H67V82H65ZM168 83V82H167ZM219 83V82H218ZM229 83V82H228ZM252 83V82H251ZM26 83H24V85H25ZM64 84V85H63ZM70 84V83H69ZM77 85H78V83H76ZM79 84H80V82H79ZM86 84H87V82H86ZM101 84V83H100ZM221 84V83H220ZM27 85V84H26ZM33 85V84H32ZM71 85H72V83H71ZM162 85V84H161ZM195 85V84H194ZM229 85H231V84H229ZM68 86H70V85H68ZM67 86V87H68ZM163 86H164V84H163ZM179 86V85H178ZM76 87V86H75ZM82 87V86H81ZM109 88H110V86H108ZM171 88H172V86H170ZM170 87H168L169 89H170ZM233 87V86H232ZM242 87V86H241ZM25 88V87H24ZM27 88V87H26ZM33 88V87H32ZM70 88V87H69ZM82 88H84V87H82ZM164 88V87H163ZM162 88V89H163ZM181 88V87H180ZM231 88V87H230ZM245 88V87H244ZM253 88V87H252ZM36 89V88H35ZM35 89H33V90H35ZM71 89V88H70ZM183 89V88H182ZM181 89V90H182ZM226 89V88H225ZM231 89H233V88H231ZM254 89V88H253ZM27 90V89H26ZM158 90V89H157ZM159 90H161V89H159ZM173 90H174V88H173ZM177 87H176V92H177ZM220 90H221V88H220ZM234 90V89H233ZM18 91H20V90H18ZM68 91V90H67ZM70 91V90H69ZM83 91V90H82ZM101 91V90H100ZM103 91V90H102ZM101 91V92H102ZM143 91H144V89H143ZM142 91V95H143V92ZM147 91V90H146ZM145 91V92H146ZM150 91H151V89H150ZM149 91V92H150ZM215 91V90H214ZM7 92V93H6ZM84 92H85V90H84ZM100 92V93H101ZM148 92V91H147ZM152 92V91H151ZM168 92H170V91H168ZM172 92V91H171ZM170 92V93H171ZM179 92H182V91H179ZM183 92H185V91H183ZM222 92V91H221ZM236 92V91H235ZM71 93V92H70ZM77 92H75V94H76ZM82 93V92H81ZM154 93V92H153ZM153 93H151V94H153ZM158 93V92H157ZM165 93H167V92H164V96H162V98L165 100ZM173 93V92H172ZM203 93V92H202ZM233 93V92H232ZM242 93V92H241ZM26 94V93H25ZM31 94V93H30ZM83 94V93H82ZM82 94H80L81 96H82ZM87 94V93H86ZM86 94H83L84 96H83V101H85V102H91V100L93 99L92 97V99L91 100H89V101H86L85 99H86ZM99 94V93H98ZM146 93H144V95H145ZM183 94V93H182ZM188 94V93H187ZM190 94V93H189ZM195 94V96L198 94L197 92L196 93H194ZM194 94H193V96L192 97H194L195 98V96H194ZM212 94V93H211ZM217 94H219V93H217ZM222 94V93H221ZM245 94V93H244ZM249 94V93H248ZM256 94V93H255ZM101 95V94H100ZM149 95L150 94H146L145 95V97L147 98V96L149 97ZM172 95V94H171ZM190 95H192V93L190 94ZM189 95V96H190ZM216 95V94H215ZM214 95V96H215ZM220 95V94H219ZM253 95V94H252ZM29 96V95H28ZM67 97L66 98H68V96L69 95H66ZM76 96V95H75ZM151 96V95H150ZM153 96V95H152ZM170 96V95H169ZM247 96V95H246ZM250 96V95H249ZM98 97V96H97ZM103 97H105V96H103ZM200 97H202V96H200ZM200 97H196L197 99H199ZM217 97V96H216ZM237 97V96H236ZM251 97V96H250ZM71 98H72V96H71ZM95 98V97H94ZM155 98V97H154ZM154 98H152V99H154ZM218 98V97H217ZM216 98V99H217ZM221 98V97H220ZM244 98V97H243ZM254 98V97H253ZM256 98V97H255ZM63 99V100H62ZM68 99H70V98H68ZM75 99H76V97H75ZM78 99V98H77ZM98 99V98H97ZM148 99V98H147ZM150 100H151V98H149ZM183 99V98H182ZM204 99V98H203ZM235 99V98H234ZM234 99L232 100V102L234 103L235 101H234ZM23 100H26L25 98L23 99ZM28 100V99H27ZM73 100V99H72ZM101 100V99H100ZM150 100H147V101H150ZM155 100H156V98H155ZM159 99L157 98V100L156 101H158ZM164 100H163V102H164ZM187 100H190V99H187ZM192 100V99H191ZM191 100H190V103H193V102H191ZM253 100V99H252ZM66 101H69V100H66ZM66 101H65V105L67 106V104H66ZM102 101V100H101ZM147 101H146V103H147ZM242 101V100H241ZM240 101V102H241ZM249 101H250V99H249ZM72 102V101H71ZM70 102V103H71ZM153 102H155V101H153ZM152 102V103H153ZM159 102V101H158ZM158 102H156L157 104H158ZM161 102V101H160ZM172 102V101H171ZM176 102V101H175ZM174 102V103H175ZM180 102V101H179ZM183 102H184V99H183ZM258 102V101H257ZM68 103V102H67ZM79 103H81L80 101H79ZM145 103V102H144ZM155 103V104H156ZM166 103V102H165ZM186 103V102H185ZM188 104H189V102H187ZM246 103V102H245ZM261 103V102H260ZM11 104H13V103H11ZM60 104H62V103H60ZM72 104H76V103H72ZM143 104V103H142ZM148 104V103H147ZM151 104V103H150ZM160 105H161V103H159ZM188 104H186V106L188 105ZM193 104H195V103H193ZM63 105H64V103H63ZM78 105V104H77ZM86 105V104H85ZM84 105V106H85ZM90 106H91V104H89ZM108 105V104H107ZM164 105V103H162V105L160 106V107H162ZM167 105V104H166ZM240 105V104H239ZM239 105H238V108H240L241 107V105H240V107H239ZM245 105V104H244ZM253 105V104H252ZM18 106V105H17ZM66 106H64L65 108H67ZM74 106V105H73ZM83 106V107H84ZM87 106H88V104H87ZM147 106V105H146ZM146 106H145V108L144 109H146ZM159 105H157V107H158ZM197 106H199V105H197ZM221 106V105H220ZM227 106V105H226ZM246 106H248L247 104H246ZM262 106V105H261ZM14 107H15V105H14ZM70 107H72V106H70ZM86 107V106H85ZM141 107H143V105L141 106ZM156 107V108H157ZM160 107H158V108H160ZM163 107H165V106H163ZM180 107V106H179ZM228 107H230V106H228ZM236 108H237V106H235ZM28 108V109H27ZM74 108H76L75 106H74ZM89 109H90V107H88ZM92 108V107H91ZM147 108H149V107H147ZM156 108L154 109V110H156ZM171 108V107H170ZM169 108V109H170ZM181 108H183V107H181ZM188 108V107H187ZM201 108H203V106L201 107ZM237 108V109H238ZM248 108H249V106H248ZM11 109H13V108H11ZM21 109V108H20ZM68 109V108H67ZM93 109V108H92ZM150 109V108H149ZM148 109V111H150ZM164 109H166V108H164ZM167 109H168V107H167ZM188 109H190V108H188ZM192 109V108H191ZM195 109V108H194ZM237 109H235V110H237ZM244 109V108H243ZM69 110V109H68ZM75 110V109H74ZM85 110H87V108L85 109ZM91 110V109H90ZM110 110H112V108L110 109ZM147 110V109H146ZM151 110H152V108H151ZM153 110V112H155ZM159 110V109H158ZM157 110V111H158ZM161 110V109H160ZM179 110H180V108H179ZM197 110H198V108H197ZM221 110V109H220ZM226 110V109H225ZM230 110V109H229ZM234 110V111H235ZM247 110H249V109H247ZM256 110V109H255ZM262 110V109H261ZM89 111V110H88ZM101 111V110H100ZM170 111V110H169ZM182 111V110H181ZM199 111V110H198ZM201 111H203V110H201ZM200 111V112H201ZM245 111V110H244ZM250 111V110H249ZM152 112V111H151ZM151 112H149V113H151ZM153 112H152V115L154 116L155 114H153ZM160 112H162V110L160 111ZM228 112V111H227ZM237 112L238 111H236V114H237ZM155 113H157V112H155ZM225 113V112H224ZM257 113V112H256ZM158 114V113H157ZM173 114V113H172ZM176 114H178V113H176ZM233 114V113H232ZM89 115V114H88ZM88 115H86V116H88ZM226 115V114H225ZM233 115H235V114H233ZM249 115V114H248ZM250 115H251V112H250ZM250 115H249V117H250ZM97 116V115H96ZM151 116V115H150ZM152 116V117H153ZM169 116V115H168ZM180 116H182L183 117V113L180 115ZM184 116H186V115H184ZM227 116V115H226ZM229 116V115H228ZM236 117H238L237 115H235ZM244 116V115H243ZM247 116V115H246ZM246 116H244V117H246ZM258 116H259V114H258ZM65 117H67V118H69L70 120H69V123L71 124H69V126L67 127V124H66V120L65 119H67V118H65ZM89 117V116H88ZM92 118H94L93 116H91ZM100 117V116H99ZM151 117V118H152ZM158 117V116H157ZM191 117V116H190ZM263 117V116H262ZM95 118H98V117H95ZM100 118H102V117H100ZM145 118V117H144ZM150 118V117H149ZM173 118V117H172ZM184 118V117H183ZM252 118H254L253 116H252ZM99 119V118H98ZM98 119H94L95 121H96V126L99 128V130H100V133H99V136H100V138L102 139H100L101 141H99V142H101V144L102 145H98V146H100V147H102V148H105L106 149V144L105 143H103V140L105 139V137L106 136H104L103 134H104V131L107 129V127L109 126H107L104 122H102L101 120H98ZM105 119V118H104ZM146 119V118H145ZM154 119H157L156 118V115H155V117H154ZM159 119V118H158ZM157 119V120H158ZM179 119H180V117H179ZM185 119H186V117H185ZM245 119V118H244ZM246 119H248V118H246ZM173 120V119H172ZM189 120V119H188ZM188 120H186V122H190V121H188ZM237 120H238V118H237ZM250 120V119H249ZM149 121V120H148ZM154 121V120H153ZM152 121V122H153ZM240 121V120H239ZM239 121H238V123H239ZM245 121H247V120H245ZM251 121H252V119H251ZM160 122V121H159ZM163 122H164V120H163ZM185 122V123H186ZM191 122H193V121H191ZM243 122V121H242ZM250 122V121H249ZM82 123V124H83ZM109 123V122H108ZM155 123H158V121L157 122H155ZM244 123V122H243ZM151 124V123H150ZM160 124H163L162 123V119H161V122H160ZM164 124H166V121H165V123ZM186 124H188L189 126L191 125V124H189V123H186ZM194 124H195V122H194ZM197 124V123H196ZM200 124V123H199ZM199 124H197V125H199ZM250 124V123H249ZM258 124V123H257ZM155 125V124H154ZM172 125V124H171ZM175 125H177V123L175 124ZM175 125H173V127L174 128H177V126L175 127ZM179 125V124H178ZM193 125V124H192ZM201 125V124H200ZM242 125V124H241ZM247 125V124H246ZM251 125V124H250ZM263 125V124H262ZM150 126V125H149ZM148 126V127H149ZM159 126V125H158ZM164 126V125H163ZM166 126V125H165ZM189 126H187V127H189ZM260 126H261V124H260ZM153 128H155V126H152ZM151 127V128H152ZM157 127V126H156ZM162 127V126H161ZM160 127V128H161ZM242 127V126H241ZM251 127V126H250ZM263 127V126H262ZM88 128V127H87ZM91 128H93V127H91ZM112 128H114V126H112ZM151 128H149V129H151ZM163 128V127H162ZM225 128V127H224ZM261 128V127H260ZM264 128V127H263ZM89 129V128H88ZM191 131L193 130V129H191V128H189ZM258 129V128H257ZM257 129L255 128V130L257 131ZM92 130V129H91ZM122 130V129H121ZM125 130V129H124ZM123 130V131H124ZM189 130V131H190ZM89 131V130H88ZM98 131V130H97ZM113 131V130H112ZM126 131V130H125ZM147 131V130H146ZM149 131V130H148ZM168 131V130H167ZM171 131V130H170ZM180 131V130H179ZM190 131V132H191ZM239 131V130H238ZM244 131V130H243ZM90 132H92V131H90ZM89 132V133H90ZM111 132V131H110ZM119 132H120V130H119ZM150 132V131H149ZM186 132H187V130H186ZM126 133V132H125ZM153 133V132H152ZM182 133V132H181ZM192 133H193V131H192ZM196 133H198V132H196ZM225 133H227V132H225ZM98 135V133H94V135H92V136H96V135ZM148 134V133H147ZM160 134V133H159ZM186 134V133H185ZM251 134H252V131H251ZM163 134H161V136H162ZM188 135H189V133H188ZM191 135V134H190ZM205 135H207V134H205ZM216 135V134H215ZM238 135V134H237ZM117 136V135H116ZM151 136V135H150ZM153 136V135H152ZM158 136V135H157ZM160 136V137H161ZM169 136V135H168ZM253 136V135H252ZM90 137V136H89ZM149 137V136H148ZM155 137V136H154ZM182 137H183V134H182ZM187 137V136H186ZM202 137V136H201ZM237 137H239V136H237ZM264 137V136H263ZM107 138V137H106ZM117 138V137H116ZM123 138V137H122ZM146 138V137H145ZM173 138H175V137H173ZM191 138V137H190ZM194 138V137H193ZM242 138V137H241ZM258 138V137H257ZM81 139V138H80ZM79 139V140H80ZM97 139V138H96ZM114 139V138H113ZM126 139V138H125ZM134 139H136V138H133V140ZM147 139V138H146ZM164 139V138H163ZM171 139V138H170ZM236 139V138H235ZM260 139V138H259ZM93 140V139H92ZM91 140V141H92ZM98 140V139H97ZM116 140V139H115ZM124 140V139H123ZM123 140H121V141H123ZM157 140V139H156ZM158 140H160V138L158 139ZM157 140V141H158ZM175 140V139H174ZM203 140V139H202ZM237 140V139H236ZM240 140H242V139H240ZM243 140L244 141H246L244 138H243ZM70 141H73V140H70ZM81 141V140H80ZM94 141H95V139H94ZM179 141V140H178ZM182 141V140H181ZM183 141H184V139H183ZM182 141V142H183ZM190 141V140H189ZM191 141H193V140H191ZM194 141H195V139H194ZM254 141V140H253ZM253 141H251V143L253 142ZM262 141V140H261ZM62 142V141H61ZM97 142V141H96ZM95 142V144H98V143H96ZM149 142V141H148ZM154 142H155V140H154ZM163 142V141H162ZM172 142V141H171ZM188 142V141H187ZM195 142H197V141H195ZM240 142V141H239ZM256 142V141H255ZM255 142H253L254 143V147H255ZM108 143V142H107ZM132 143V142H131ZM151 143H152V141H151ZM155 143H157V142H155ZM155 143H153V144H155ZM159 143V142H158ZM175 143V142H174ZM185 143V142H184ZM200 143V142H199ZM241 143V142H240ZM125 144H127V142L125 143ZM163 144V143H162ZM194 144V143H193ZM196 144V143H195ZM203 144V143H202ZM257 144V143H256ZM131 145V144H130ZM168 145V144H167ZM188 145H189V142H188ZM236 145H238L237 144V141H236ZM260 145V144H259ZM117 146V145H116ZM122 146V145H121ZM128 146V145H127ZM175 146H177V145H175ZM184 145H182V147H183ZM200 146V145H199ZM252 146V147H253ZM70 147V146H69ZM71 147H73V146H71ZM115 147V146H114ZM118 147V146H117ZM148 147H149V144H148ZM189 147V146H188ZM191 147V146H190ZM193 147H194V145H193ZM202 147H204V146H202ZM238 147V146H237ZM250 147V146H249ZM159 148V147H158ZM242 148V147H241ZM261 148V147H260ZM117 149V148H116ZM182 149H184V147L182 148ZM187 149V148H186ZM254 149V148H253ZM262 149V148H261ZM91 150V153H94L93 151H92V148L90 149ZM164 150V149H163ZM167 150V149H166ZM195 150V149H194ZM193 149H192V151H194ZM224 150V149H223ZM238 150V149H237ZM240 150V149H239ZM242 150H244V149H242ZM250 150V149H249ZM80 151V150H79ZM106 151V150H105ZM108 151V150H107ZM153 151V150H152ZM160 151V150H159ZM241 151V150H240ZM239 151V152H240ZM257 151V150H256ZM260 151H262V150H260ZM164 152V151H163ZM175 152V151H174ZM191 152V151H190ZM80 153V152H79ZM78 151H77V153H76V156H78ZM118 153H120V152H118ZM149 153V152H148ZM167 153V152H166ZM178 153V152H177ZM177 153H176V155H177ZM241 153V155H243L242 154V152H240ZM254 153V152H253ZM114 154H115V152H114ZM113 154V155H114ZM151 154V153H150ZM192 154V153H191ZM64 155V154H63ZM97 155V154H96ZM112 155V154H111ZM115 155H117V154H115ZM114 155V156H115ZM121 155V154H120ZM139 155V154H138ZM141 155V154H140ZM226 155V154H225ZM256 155V154H255ZM257 155H259V152H258V154ZM261 155H263V154H261ZM66 156H68V155H66ZM80 156H81V154H80ZM147 156V155H146ZM157 156H158V154H157ZM164 156V155H163ZM167 156V155H166ZM184 157V155L183 154H180V158L181 157ZM207 156V155H206ZM214 156V155H213ZM223 156V155H222ZM254 156V155H253ZM260 156V155H259ZM92 158H93V161L94 162H100V163H105L106 162V158H104V157H102V156H93V154H92V156H91ZM118 157V156H117ZM122 157H123V155H122ZM139 157V156H138ZM151 157H153L152 156V154H151ZM174 157V156H173ZM208 157H210L209 155H208ZM207 157V158H208ZM224 157V156H223ZM250 157H251V155H250ZM256 157V156H255ZM254 157V158H255ZM77 158V157H76ZM130 158V157H129ZM137 158V157H136ZM186 158V157H185ZM140 159V158H139ZM143 159V158H142ZM188 159V158H187ZM211 159H212V157H211ZM245 159H246V156H245ZM259 159H260V157H259ZM263 159V158H262ZM80 160V159H79ZM131 160V159H130ZM137 160V159H136ZM171 160V159H170ZM175 160V159H174ZM173 160V161H174ZM181 160H182V158H181ZM197 160V159H196ZM76 161H78V159L76 160ZM80 161H82V159L80 160ZM118 161H119V159H118ZM121 161V160H120ZM138 161V160H137ZM157 161H158V159H157ZM165 161H166V158H165ZM172 161V162H173ZM189 161V160H188ZM256 161V160H255ZM261 161V160H260ZM186 162V161H185ZM201 162V161H200ZM74 163V162H73ZM158 163H159V161H158ZM157 163V164H158ZM181 163V162H180ZM183 163V162H182ZM196 163V162H195ZM194 163V164H195ZM202 163V162H201ZM209 163H211V162H209ZM254 163V162H253ZM258 163V162H257ZM261 163V162H260ZM75 164V163H74ZM103 164H102V166H103ZM141 164H142V162H141ZM179 164V163H178ZM185 164V163H184ZM193 164V165H194ZM197 164V163H196ZM204 164V163H203ZM230 164V163H229ZM228 164V165H229ZM79 165H80V163H79ZM78 165V166H79ZM82 165V164H81ZM80 165V166H81ZM96 165V164H95ZM183 165V164H182ZM200 165H202V164H200ZM199 165V166H200ZM259 165V164H258ZM173 166H175V164L173 165ZM198 166V167H199ZM231 166V165H230ZM235 166V165H234ZM237 166V165H236ZM235 166V167H236ZM179 167V166H178ZM183 167H185V166H183ZM183 167H181V168H183ZM195 167V166H194ZM101 168V167H100ZM144 168H145V166H144ZM148 168V167H147ZM187 168V167H186ZM186 168H185V170H186ZM189 168V167H188ZM187 168V169H188ZM249 168V167H248ZM162 169V168H161ZM167 169V168H166ZM169 169V168H168ZM167 169V170H168ZM191 169V168H190ZM196 169V168H195ZM201 169V168H200ZM71 170V169H70ZM101 170V169H100ZM147 170V169H146ZM146 170H145V172H146ZM182 170V169H181ZM194 170V169H193ZM243 170V169H242ZM49 171H50V173H49ZM172 171V170H171ZM177 171H178V168H177ZM196 171V170H195ZM198 171H200L199 169H198ZM205 171V170H204ZM226 171H228V170H226ZM246 171V170H245ZM101 172V171H100ZM159 172V171H158ZM179 172V171H178ZM239 172V171H238ZM102 173V172H101ZM175 173H177V172H175ZM180 173V172H179ZM204 174L203 175H207L206 176V178L208 179V182L210 183V185H211V193H212V195H211V197H212V211H213V213H214V218L215 219H209L204 225H203V227H204V229L205 230H207V226L209 225V224H211V223H214L215 221H216V219L217 218H222V219H225V218H227V213L229 212L230 213V210L228 211V209H229V207H230V205H231V201H232V198H234L235 197V195L237 194V191H238V188H237V183L235 184L232 180H231V182L233 183H230V182H228L227 180H225V179H223L225 176H223V178L221 177V176H219V175H217L215 172H208V170L206 171V172H203ZM243 173H244V170H243ZM39 174V175H40ZM115 174H118V173H115ZM151 174V173H150ZM149 174V175H150ZM172 174V173H171ZM248 174V173H247ZM101 175V174H100ZM135 175V174H134ZM133 175V176H134ZM148 175V176H149ZM162 175V174H161ZM166 175V174H165ZM190 175V174H189ZM221 175H223V174H221ZM227 175V174H226ZM229 175V174H228ZM242 175V174H241ZM245 174H243V176H244ZM119 176V175H118ZM145 175L143 174L142 175V177H144ZM150 176H152V175H150ZM149 176V177H150ZM159 176V175H158ZM198 176V175H197ZM230 176V175H229ZM247 176V175H246ZM253 176H255L254 174H253ZM105 177H107V176H105ZM104 177V178H105ZM109 177V176H108ZM121 177V176H120ZM157 177V176H156ZM165 177V176H164ZM170 177V176H169ZM200 177V176H199ZM36 178V177H35ZM145 178H147V177H145ZM158 178H160V177H158ZM170 178H172V177H170ZM174 178V177H173ZM176 178V177H175ZM229 178V177H228ZM231 178V177H230ZM37 179V178H36ZM115 179V178H114ZM134 179V178H133ZM136 179V178H135ZM140 179V178H139ZM177 179V178H176ZM179 179V178H178ZM181 179V178H180ZM179 179V180H180ZM189 179V178H188ZM201 179V178H200ZM245 179V178H244ZM250 179V178H249ZM60 180V179H59ZM61 180V181H62ZM73 180V179H72ZM107 180V179H106ZM113 180V179H112ZM138 180V179H137ZM151 180V179H150ZM154 180V179H153ZM167 180H169L168 178H167ZM198 179H196V181H197ZM259 180V179H258ZM50 182H51V180H49ZM108 181V180H107ZM147 181V180H146ZM162 181V180H161ZM176 181V180H175ZM184 181V180H183ZM186 181V180H185ZM184 181V182H185ZM247 181V180H246ZM251 181V180H250ZM34 182H36V181H34ZM49 182V183H50ZM60 182V181H59ZM71 182H73V181H71ZM70 182V183H71ZM113 182V181H112ZM123 182V181H122ZM121 182V183H122ZM128 183H130L129 181H127ZM152 182V181H151ZM163 182V181H162ZM183 182V183H184ZM189 182H190V179H189ZM52 183V182H51ZM50 183V184H51ZM65 183H63V184H65ZM76 183V182H75ZM108 183V182H107ZM125 183H126V181H125ZM127 183V184H128ZM166 183V182H165ZM170 183V182H169ZM174 183V182H173ZM180 183V182H179ZM244 183V182H243ZM246 183V182H245ZM254 183H255V181H254ZM63 184H61V186L63 185ZM116 184V183H115ZM149 184V183H148ZM163 184V183H162ZM180 184H182V183H180ZM187 184V183H186ZM249 184H251V182L249 183ZM258 183H256V185H257ZM41 185V184H40ZM93 185V184H92ZM91 185V186H92ZM104 185H106V184H104ZM125 185V184H124ZM151 185V184H150ZM166 185V184H165ZM170 185V184H169ZM190 185H191V183H190ZM252 185V184H251ZM60 186V185H59ZM64 186V185H63ZM65 186H66V184H65ZM64 186V187H65ZM75 186V185H74ZM118 186V185H117ZM154 186V185H153ZM167 186H168V184H167ZM167 186H165V187H167ZM189 186V185H188ZM258 186V185H257ZM125 187H126V185H125ZM132 187V186H131ZM130 186H129V188H131ZM134 187H136L135 185H134ZM138 188H139V192H138V196L137 197H139V198H141L142 196H143V194H140V191L142 190V193H143V191H146L147 190V183L146 182H142L141 184H139L138 186H137ZM150 187H152V186H150ZM156 187H157V185H156ZM181 187V186H180ZM62 188V187H61ZM91 188V187H90ZM122 188H124V187H122ZM160 188H162V186H160ZM196 188V187H195ZM202 188V187H201ZM259 188V187H258ZM261 188V187H260ZM39 189V188H38ZM71 189V188H70ZM88 189V188H87ZM92 189V188H91ZM121 189V188H120ZM135 189V188H134ZM133 189V190H134ZM157 189H159V187H157ZM164 189V188H163ZM171 189V192L168 194L167 193V195L168 196H166V197H168V202H167V205H166V212H165V220H166V227H167V229H168V231H170V233H171V236L173 237V239H174V241L175 242H179V243H181V244H183V243H186L187 245H188V248L190 249V246L192 245V250L193 251H195L196 252V255H198V257L199 258H202V257H206V255L209 253V244H207L206 243V241H205V239L203 238V237H200V234H198V233H195L194 232V230H193V223H192V218H191V214H190V212H189V210L188 209H190V208H186L185 206H184V204H183V201L182 200H180L181 199V197H183V196H181L180 197V199H179V197H178V194H177V190L174 188V187H172V188H170ZM124 190V189H123ZM130 190V189H129ZM131 190H132V188H131ZM160 190V189H159ZM193 190V189H192ZM251 190V189H250ZM256 190V189H255ZM35 191V190H34ZM38 191H40L41 192V190H38ZM37 191V192H38ZM195 191V190H194ZM36 192V193H37ZM44 192V191H43ZM43 192H42V194H43ZM100 192V191H99ZM99 192H98V194H99ZM148 192H150V191H148ZM244 192V191H243ZM57 193V192H56ZM63 193V192H62ZM124 193V192H123ZM125 193H127V191L125 192ZM129 193V192H128ZM159 193V192H158ZM161 193V192H160ZM159 193V194H160ZM247 193V192H246ZM40 194V193H39ZM38 194V195H39ZM45 194V193H44ZM71 194V193H70ZM96 194V193H95ZM120 194V193H119ZM130 194H131V191H130ZM129 194V195H130ZM139 194L140 195H142V196H139ZM128 195V194H127ZM132 195H133V193H132ZM39 196H41V195H39ZM94 196V195H93ZM97 196V195H96ZM124 196V195H123ZM131 196V195H130ZM157 196V195H156ZM161 196V195H160ZM162 196H163V194H162ZM43 197V196H42ZM69 197V196H68ZM95 197V196H94ZM134 197V196H133ZM154 197V196H153ZM152 197V198H153ZM50 198V197H49ZM82 199H83V197H81ZM97 198H98V196H97ZM126 198V197H125ZM127 198H128V196H127ZM146 198V197H145ZM21 199V198H20ZM108 199V198H107ZM107 199H104V200H107ZM111 199V198H110ZM121 199V198H120ZM134 199H135V197H134ZM166 199V198H165ZM24 200V199H23ZM43 200V199H42ZM46 200V199H45ZM76 200V199H75ZM112 200V199H111ZM124 200V199H123ZM160 200H161V198H160ZM164 200V199H163ZM238 200V199H237ZM80 201H82V200H80ZM112 201H114V200H112ZM120 201H122V199L120 200ZM130 201V200H129ZM188 201V200H187ZM192 201V200H191ZM20 202H21V200H20ZM30 202V201H29ZM32 202V201H31ZM44 202V201H43ZM105 202V201H104ZM109 202V201H108ZM116 202L117 201H115V204H116ZM165 202V201H164ZM209 202H210V200H209ZM99 203V202H98ZM101 204H102V202H100ZM110 203V202H109ZM126 203V202H125ZM130 203V202H129ZM235 203V202H234ZM254 202L253 201H251L250 199H249V204H253ZM55 204V203H54ZM112 204H114L113 202H112ZM163 204V203H162ZM161 204V205H162ZM96 205V204H95ZM98 205H100V204H98ZM117 205V204H116ZM125 205H127V203L125 204ZM133 206L134 205H136V204H132ZM153 205H154V203H153ZM163 205H165V204H163ZM186 205H187V203H186ZM23 206V205H22ZM35 206V205H34ZM111 205L109 204V207H110ZM130 206V205H129ZM132 206V207H133ZM29 207V210H28V208H27V210L28 211H30V205L28 206ZM114 207V206H113ZM112 207V208H113ZM135 207V206H134ZM32 208V207H31ZM102 208V207H101ZM111 208V207H110ZM111 208V212H109V213H112V209ZM129 208V207H128ZM127 208V209H128ZM157 208H158V205H155V211H157ZM160 208V207H159ZM162 208H163V206H162ZM25 209H26V207H25ZM24 209V210H25ZM115 209H116V207H115ZM133 209V208H132ZM146 209V208H145ZM151 209V208H150ZM198 209H199V207H198ZM4 210V211H5ZM23 210V211H24ZM37 209H35V211H36ZM47 209H45L44 211H46ZM49 210H50V208H49ZM200 210V209H199ZM0 211H1V207H0ZM33 211H34V209H33ZM37 211H39V209L37 210ZM51 211V210H50ZM103 211H105V209H103ZM101 212L100 213V215L102 216V218L104 219V220H107L108 222H111V223H113L114 224V221L116 220L112 215H106V214H108V213H104V212ZM108 211V210H107ZM113 211H115V210H113ZM124 211V210H123ZM126 211V210H125ZM138 211V210H137ZM232 211V210H231ZM20 212H22V211H20ZM47 212H48V210H47ZM46 212V213H47ZM83 212V211H82ZM116 212V211H115ZM135 212V211H134ZM152 212V211H151ZM233 212V211H232ZM4 213V212H3ZM3 213H2V216H4L3 215ZM29 213V212H28ZM40 213V212H39ZM44 213V212H43ZM123 213V212H122ZM121 213V217H122V215H124V214H122ZM127 213V212H126ZM163 213V212H162ZM191 213H193V212H191ZM20 214V213H19ZM19 214H17V216L19 215ZM33 214V213H32ZM49 213H47V215H48ZM117 214V213H116ZM128 214V213H127ZM132 214V213H131ZM196 213H194V215H195ZM11 215V214H10ZM26 215V214H25ZM35 215H38L37 214V212L35 213ZM34 214H33V216H35ZM45 215V214H44ZM50 215H51V213H50ZM94 215V214H93ZM92 215V216H93ZM118 215V214H117ZM126 215V214H125ZM135 215V214H134ZM151 215V214H150ZM234 215V214H233ZM27 216V215H26ZM91 216V215H90ZM91 216V217H92ZM119 216V215H118ZM117 216V217H118ZM129 216V215H128ZM231 216V215H230ZM239 216H241V215H238V216H236V215H234V217H239ZM5 217H6V215H5ZM8 217V216H7ZM54 217V216H53ZM229 217V216H228ZM232 217V216H231ZM230 217V218H231ZM233 217V218H234ZM243 217V216H242ZM241 217V218H242ZM2 218V217H1ZM0 218V219H1ZM46 218V217H45ZM71 218H72V215H71ZM93 218V217H92ZM123 218V217H122ZM124 218H125V216H124ZM126 218H128V217H126ZM151 218V217H150ZM253 218V217H252ZM54 219V218H53ZM74 220H75V218H73ZM228 219V218H227ZM235 219V218H234ZM249 219V218H248ZM2 220V219H1ZM1 220H0V223H2L1 222ZM8 220H10V219H8ZM16 220V219H15ZM23 220V219H22ZM22 220L20 221V222H22ZM27 220V219H26ZM55 220H56V217H55ZM77 220V219H76ZM118 220V219H117ZM121 220V219H120ZM123 220V219H122ZM134 220V219H133ZM136 220V219H135ZM198 220V219H197ZM230 220V219H229ZM228 220V221H229ZM233 220V219H232ZM238 220V219H237ZM251 220V219H250ZM4 221V220H3ZM10 221H13V220H10ZM17 221H18V219H17ZM25 221V220H24ZM32 221V220H31ZM41 221H42V219H41ZM90 221V220H89ZM88 221V222H89ZM124 221V220H123ZM131 221H132V219H131ZM131 221H128V222H131ZM202 221V220H201ZM5 222H7V220H6V218H5V221L3 222V223H5ZM74 223H75V221H73ZM79 222L80 221H78V224H79ZM88 222H87V224H88ZM119 222V221H118ZM122 222V221H121ZM137 222V221H136ZM162 222V221H161ZM245 222V221H244ZM23 223V222H22ZM25 223V222H24ZM54 223V222H53ZM77 223V222H76ZM115 223H116V221H115ZM124 223V222H123ZM164 223V222H163ZM7 224L10 226L11 224H9L8 222H7ZM7 224L5 223V225L7 226ZM14 224V223H13ZM29 224V223H28ZM92 224V223H91ZM133 224V223H132ZM135 224V223H134ZM139 224V223H138ZM144 224V223H143ZM151 224V223H150ZM200 224H202V223H200ZM232 224V223H231ZM230 224V225H231ZM245 224V223H244ZM252 224V223H251ZM250 224V225H251ZM0 225H4V224H0ZM45 225V224H44ZM43 225V226H44ZM62 225V224H61ZM70 225V224H69ZM94 225V224H93ZM99 225H100V223H99ZM114 225H117V224H114ZM124 225H125V223H124ZM234 226H235V224H233ZM245 225H247V223L245 224ZM244 225V226H245ZM37 226V225H36ZM54 226V225H53ZM58 226V225H57ZM63 226V225H62ZM119 226V225H118ZM127 226V225H126ZM144 226V225H143ZM256 226H258L257 224H256ZM255 226V227H256ZM263 226V225H262ZM14 227V225H12V232H9V229H8V226L7 227H5L4 226V228L5 229H7L6 231H8L9 233L8 234H10L11 233V235H14L13 233H15V231H13V229H15V227ZM72 227V226H71ZM101 227V226H100ZM121 227V226H120ZM123 227H125V226H123ZM238 227V226H237ZM249 227H252V226H249ZM3 228V229H4ZM9 228H11V227H9ZM26 228V227H25ZM60 228V227H59ZM65 228V227H64ZM87 228V227H86ZM96 229L95 230H97V227H95ZM110 228V227H109ZM116 228V227H115ZM219 228V227H218ZM242 228H245V227H242ZM257 228V227H256ZM255 228V229H256ZM4 229V230H5ZM118 229V228H117ZM196 229V228H195ZM234 229H236L235 227H234ZM4 230H2V231H4ZM23 230V229H22ZM25 230V229H24ZM32 230V229H31ZM74 230H75V228H74ZM104 230V229H103ZM116 230V229H115ZM121 230V229H120ZM258 230V229H257ZM29 231V230H28ZM196 231V230H195ZM235 231V230H234ZM245 231H247V230H245ZM33 232V231H32ZM35 232V231H34ZM51 232H52V230H51ZM94 232V231H93ZM117 232H118V230H117ZM216 232H217V230H216ZM237 232H238V228H237ZM254 232V231H253ZM252 232V233H253ZM261 232V231H260ZM3 233V232H2ZM70 233V232H69ZM92 233V232H91ZM114 233V232H113ZM116 233V232H115ZM120 233V232H119ZM122 233V232H121ZM120 233V234H121ZM168 233V232H167ZM236 233V232H235ZM248 233H250V230H249V232ZM262 234L264 233V232H261ZM260 233V234H261ZM7 234V235H8ZM27 234V233H26ZM36 234V236H37V233H35ZM52 234V233H51ZM80 234V233H79ZM93 234H95V233H93ZM97 234V233H96ZM95 234V235H96ZM245 234V233H244ZM247 234V233H246ZM39 235V234H38ZM59 236L61 235V233L60 234H58ZM62 235H63V233H62ZM68 235V234H67ZM70 235V234H69ZM72 235V234H71ZM74 235V234H73ZM91 235V234H90ZM248 235V234H247ZM259 235V234H258ZM1 236V235H0ZM47 236V235H46ZM51 236H55V235H51ZM93 236V235H92ZM92 236H91V238H92ZM116 236V235H115ZM230 236V235H229ZM255 236V235H254ZM253 236V237H254ZM262 236V235H261ZM260 236V237H261ZM52 237V238H53ZM63 237H65L64 235L61 237V238H63ZM77 237V236H76ZM87 237V236H86ZM88 237H90V236H88ZM195 237V238H194ZM215 237V236H214ZM252 237V236H251ZM250 237V238H251ZM252 237V238H253ZM8 238V239H7ZM7 238H4V239H6V240H9L10 238H14V236L13 237H8L7 236ZM17 238V237H16ZM28 238V237H27ZM71 238H73L72 236L70 237V239ZM90 238V239H91ZM250 238H249V241H250ZM255 238H257L256 236H255ZM34 239V238H33ZM33 239L31 238V242L33 241ZM50 239V238H49ZM69 239V238H68ZM82 239V238H81ZM85 239V238H84ZM89 239V240H90ZM163 239V238H162ZM2 240H3V238H2ZM17 240V239H16ZM18 240H19V243H21L20 241V239L18 238ZM17 240V241H18ZM75 240V239H74ZM73 240V241H74ZM79 240H80V238H79ZM95 240V239H94ZM96 240H97V238H96ZM104 240V239H103ZM111 240V239H110ZM146 240V237H144V235H143V233L142 232H137V234L136 235H133V238H132V240H130L129 242H130V244L132 245V247L134 246V247H137L138 246V244L141 242V241H145ZM11 241H12V239H11ZM14 241V240H13ZM83 241V240H82ZM98 241V240H97ZM166 241V240H165ZM215 241H216V239H215ZM253 241V240H252ZM251 241V242H252ZM254 241H258V239L257 240H254ZM259 241H261L260 240V238H259ZM264 241V240H263ZM5 242V240L2 242V243H0V245H2L3 246V244H5L4 243ZM54 242H56V241H54ZM61 242V244H63L64 242L61 240L60 241ZM63 242V243H62ZM74 242H76V241H74ZM99 242V241H98ZM100 242H101V239H100ZM99 242V243H100ZM163 242H164V240H163ZM19 243H17V244H19ZM59 243V242H58ZM86 243H87V241H86ZM109 243V242H108ZM113 244H114V242H112ZM227 243V242H226ZM260 243V242H259ZM103 244V243H102ZM101 244V245H102ZM116 244V243H115ZM114 244V245H115ZM119 247L117 248V251H116V253L115 254H117V256L118 257H120L122 254L124 255V253H125V249H128V247H129V243H128V241L127 240H124V238H122L121 240H120V242H119ZM260 244H263V243H260ZM6 245H7V243H6ZM5 245V246H6ZM112 245V244H111ZM143 245V244H142ZM145 245V244H144ZM256 245H258L257 243H256ZM264 245V244H263ZM56 246V245H55ZM215 246V245H214ZM213 246V247H214ZM227 246H229V245H227ZM232 246H235V241L234 242H232ZM245 246V245H244ZM255 246V245H254ZM124 249H123V248ZM184 247H186V246H184ZM114 248V247H113ZM116 248V247H115ZM145 248V247H144ZM218 248V247H217ZM224 248V247H223ZM261 248V247H260ZM8 249V251H9V248H7ZM16 249H18L17 247H16ZM21 249V248H20ZM19 249V250H20ZM28 249H29V247H28ZM51 249H53V247L51 248ZM64 249V248H63ZM71 249V248H70ZM90 249V248H89ZM216 249V248H215ZM228 249V248H227ZM262 249V248H261ZM264 249V248H263ZM30 250H31V248H30ZM67 250V249H66ZM72 250V249H71ZM213 250V249H212ZM222 250H224V249H222ZM235 250V249H234ZM252 250V249H251ZM17 251V250H16ZM54 251V250H53ZM74 251V250H73ZM76 251V250H75ZM131 251V250H130ZM185 251V250H184ZM214 251V250H213ZM26 252V251H25ZM79 252V251H78ZM77 252V253H78ZM90 252H91V249H90ZM112 252V251H111ZM183 252V251H182ZM208 252V253H207ZM225 252H226V250H225ZM9 253V252H8ZM19 253V252H18ZM56 253V252H55ZM211 253V252H210ZM213 253V252H212ZM218 254L217 255H219V254H221V252L219 253V252H217ZM229 253V252H228ZM227 253V254H228ZM72 255H74V252L73 253H71ZM121 254V255H120ZM163 254V253H162ZM226 254V253H225ZM232 254V253H231ZM251 254V253H250ZM253 254V253H252ZM10 255V254H9ZM64 255V254H63ZM70 255V254H69ZM129 255V254H128ZM128 255H127V257H128ZM161 255V254H160ZM213 255V254H212ZM215 255H216V253H215ZM216 255V256H217ZM230 255V254H229ZM24 256V255H23ZM27 256V255H26ZM57 256V255H56ZM75 256H77V254L75 255ZM110 256V255H109ZM146 256H147V254H146ZM221 256V255H220ZM234 256V255H233ZM250 256V255H249ZM252 256V255H251ZM255 256V255H254ZM20 257V256H19ZM28 257V256H27ZM58 257V256H57ZM67 257V256H66ZM71 257V256H70ZM69 257V258H70ZM79 257V256H78ZM198 257L196 256L195 258H193V260H192V263L193 264H196L194 261L196 260V259H198ZM215 257V256H214ZM225 257V256H224ZM260 257V256H259ZM22 259H23V257H21ZM60 258V257H59ZM112 258H113V256H112ZM133 258V257H132ZM136 258V257H135ZM215 258H217V257H215ZM214 258V259H215ZM218 258H219V256H218ZM223 258V257H222ZM229 258V257H228ZM234 258V257H233ZM238 258H239V255H238ZM258 258V257H257ZM21 259V260H22ZM25 259V258H24ZM45 260H46V258H44ZM56 259V258H55ZM54 258H53V260H55ZM90 259H91V257H90ZM118 259V258H117ZM213 259V260H214ZM221 259V258H220ZM235 259V258H234ZM254 259V258H253ZM259 259V258H258ZM264 259V258H263ZM10 260V259H9ZM58 260V259H57ZM70 260V259H69ZM111 260V259H110ZM137 260V259H136ZM156 260H157V254L155 253V254H152L151 255V260H150V263L151 264H155L156 263ZM211 259H209V261H210ZM225 260V259H224ZM230 260V259H229ZM239 260V259H238ZM41 261V260H40ZM56 261V260H55ZM54 261V262H55ZM95 261V260H94ZM97 261V260H96ZM133 261V260H132ZM216 261V260H215ZM240 261V260H239ZM260 261V260H259ZM16 262V261H15ZM22 262V261H21ZM67 262V261H66ZM128 261H126V263H127ZM217 262V261H216ZM216 262H215V264H216ZM246 262V261H245ZM247 262H248V259H247ZM246 262V263H247ZM42 263H43V261H42ZM44 263H45V261H44ZM112 263V262H111ZM125 263V264H126ZM204 263V262H203ZM264 263V262H263ZM19 264V263H18ZM60 264H61V262H60ZM73 264H75V263H73ZM108 264V263H107ZM130 264V263H129ZM187 264V263H186ZM224 264V263H223ZM227 264H228V262H227ZM229 264H236V263H232V262H230ZM237 264H243V263H238L237 262ZM254 264H255V262H254Z\"/></svg>",
  "mask_w": 264,
  "mask_h": 264
}]
</instances>
